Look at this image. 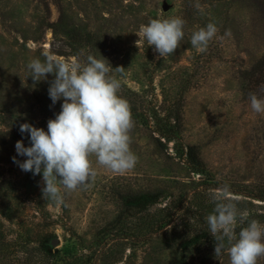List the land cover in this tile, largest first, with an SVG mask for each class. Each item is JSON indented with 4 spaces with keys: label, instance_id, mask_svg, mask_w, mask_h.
Returning <instances> with one entry per match:
<instances>
[{
    "label": "rangeland",
    "instance_id": "rangeland-1",
    "mask_svg": "<svg viewBox=\"0 0 264 264\" xmlns=\"http://www.w3.org/2000/svg\"><path fill=\"white\" fill-rule=\"evenodd\" d=\"M175 17L185 36L164 59L137 34ZM210 22L218 33L200 52L191 35ZM44 52L125 68L112 74L135 121V168L116 174L92 157L95 180L59 205L44 200L42 174L12 159H26L17 141L30 146L19 126L47 131L61 110L54 76H29ZM251 93L264 96V0H0V264H230L215 256L206 217L227 184L236 235L264 224V114Z\"/></svg>",
    "mask_w": 264,
    "mask_h": 264
},
{
    "label": "clouds",
    "instance_id": "clouds-1",
    "mask_svg": "<svg viewBox=\"0 0 264 264\" xmlns=\"http://www.w3.org/2000/svg\"><path fill=\"white\" fill-rule=\"evenodd\" d=\"M195 7L202 11L199 3ZM184 25L180 17L152 19L141 25L137 35L140 40L146 38L159 57L165 59L184 39ZM217 33V26L210 22L192 33L190 43L204 52ZM42 55L43 61L37 58L27 64L29 76L34 82L47 80L48 74L54 76L48 94L53 105L63 100L61 110L48 120L47 131L30 123L21 124L19 131L27 134L30 146L17 141V155L26 159H12L22 171L32 172L33 176L42 174L44 200L59 205L68 193L86 188L95 180L97 171L92 157L116 174L135 168L138 157L130 148L135 121L129 102L118 94L121 82L112 74H123L125 68L113 69L105 58L97 59L91 54L84 59L79 54L69 60L47 52ZM249 100L253 111L264 114V96L251 93ZM212 198L216 207L206 221L216 241L215 256L227 254L230 264H257L264 257V224L250 220L237 236L238 212L230 186L221 185ZM239 219L244 222L246 216L241 213Z\"/></svg>",
    "mask_w": 264,
    "mask_h": 264
},
{
    "label": "trees",
    "instance_id": "trees-1",
    "mask_svg": "<svg viewBox=\"0 0 264 264\" xmlns=\"http://www.w3.org/2000/svg\"><path fill=\"white\" fill-rule=\"evenodd\" d=\"M169 221H170V220H166V221L163 223V225H166Z\"/></svg>",
    "mask_w": 264,
    "mask_h": 264
},
{
    "label": "water",
    "instance_id": "water-1",
    "mask_svg": "<svg viewBox=\"0 0 264 264\" xmlns=\"http://www.w3.org/2000/svg\"><path fill=\"white\" fill-rule=\"evenodd\" d=\"M164 8L167 9V6H165Z\"/></svg>",
    "mask_w": 264,
    "mask_h": 264
}]
</instances>
